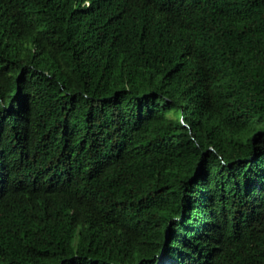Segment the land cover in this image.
<instances>
[{
	"label": "trees",
	"instance_id": "16d2710c",
	"mask_svg": "<svg viewBox=\"0 0 264 264\" xmlns=\"http://www.w3.org/2000/svg\"><path fill=\"white\" fill-rule=\"evenodd\" d=\"M0 264H264V0H0Z\"/></svg>",
	"mask_w": 264,
	"mask_h": 264
}]
</instances>
